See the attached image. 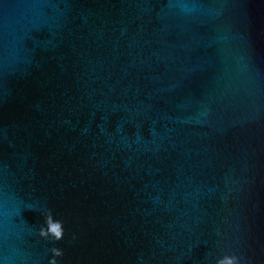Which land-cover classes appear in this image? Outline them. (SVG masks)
<instances>
[{
    "label": "water",
    "instance_id": "obj_1",
    "mask_svg": "<svg viewBox=\"0 0 264 264\" xmlns=\"http://www.w3.org/2000/svg\"><path fill=\"white\" fill-rule=\"evenodd\" d=\"M0 264H264V0H0Z\"/></svg>",
    "mask_w": 264,
    "mask_h": 264
}]
</instances>
